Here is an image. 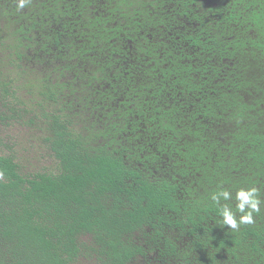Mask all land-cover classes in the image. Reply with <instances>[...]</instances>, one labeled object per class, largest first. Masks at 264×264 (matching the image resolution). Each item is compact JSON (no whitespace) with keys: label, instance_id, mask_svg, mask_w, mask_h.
<instances>
[{"label":"trees","instance_id":"1","mask_svg":"<svg viewBox=\"0 0 264 264\" xmlns=\"http://www.w3.org/2000/svg\"><path fill=\"white\" fill-rule=\"evenodd\" d=\"M18 2L0 130L29 128L55 168L0 137V264H264V0ZM252 186L254 223L224 225Z\"/></svg>","mask_w":264,"mask_h":264},{"label":"rangeland","instance_id":"2","mask_svg":"<svg viewBox=\"0 0 264 264\" xmlns=\"http://www.w3.org/2000/svg\"><path fill=\"white\" fill-rule=\"evenodd\" d=\"M0 137L5 141L3 148L19 155V164L25 171L55 168V163L48 151L38 144L35 134L22 125H14L0 130Z\"/></svg>","mask_w":264,"mask_h":264},{"label":"clouds","instance_id":"3","mask_svg":"<svg viewBox=\"0 0 264 264\" xmlns=\"http://www.w3.org/2000/svg\"><path fill=\"white\" fill-rule=\"evenodd\" d=\"M29 0H19L17 7L23 8ZM212 201L220 205V201H229L232 199V193L226 189L214 192L211 195ZM236 212L240 215L237 218L234 212L227 204L219 207V214L222 217L223 224L229 226L233 230L239 229L241 225L254 223V213L260 212L261 199L259 197V190L255 187L239 188L235 192Z\"/></svg>","mask_w":264,"mask_h":264}]
</instances>
